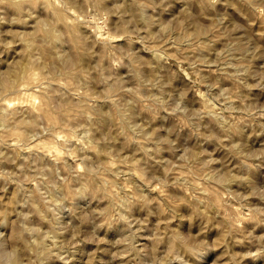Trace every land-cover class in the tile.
I'll return each mask as SVG.
<instances>
[{
    "label": "rangeland",
    "instance_id": "obj_1",
    "mask_svg": "<svg viewBox=\"0 0 264 264\" xmlns=\"http://www.w3.org/2000/svg\"><path fill=\"white\" fill-rule=\"evenodd\" d=\"M0 264H264V0H0Z\"/></svg>",
    "mask_w": 264,
    "mask_h": 264
}]
</instances>
